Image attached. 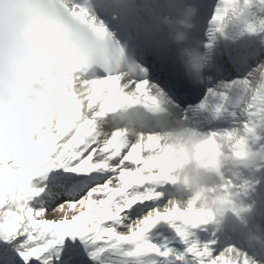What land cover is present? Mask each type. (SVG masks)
Listing matches in <instances>:
<instances>
[{
  "label": "snow or ice",
  "instance_id": "1",
  "mask_svg": "<svg viewBox=\"0 0 264 264\" xmlns=\"http://www.w3.org/2000/svg\"><path fill=\"white\" fill-rule=\"evenodd\" d=\"M114 7L101 0L99 18L78 9L104 42L101 70L79 82L57 76L11 104L9 123L0 124V264H264V247L250 244L244 227L255 223L250 209L230 192L246 194L255 182H233L218 159V141L231 139L241 118L249 138L236 157L264 155V103L239 111L264 63V0H196L197 27L176 54L188 74L182 89L156 74V54L136 38L149 26L134 14L118 24ZM156 8L146 5L141 16ZM184 117L189 142L204 136L197 146L216 174L194 197L177 190L181 165L158 127ZM208 198L230 206L239 225L229 232L228 219L218 224L199 207Z\"/></svg>",
  "mask_w": 264,
  "mask_h": 264
},
{
  "label": "clouds",
  "instance_id": "2",
  "mask_svg": "<svg viewBox=\"0 0 264 264\" xmlns=\"http://www.w3.org/2000/svg\"><path fill=\"white\" fill-rule=\"evenodd\" d=\"M112 16L120 25L128 24L131 14L140 17V22L149 26L146 33H137L146 47L156 55L179 53L192 39L197 24L194 19L198 9L193 0H113ZM101 0H0V124L9 123L11 116L9 106L16 101L30 98L38 90L46 88L52 80L62 74L76 75L79 82L85 74L101 70L102 50L104 42L91 25V19L85 20L78 11L87 7L90 16L99 18L103 15ZM156 5V15L145 20L142 13L146 5ZM184 8L192 9L193 19L185 28L184 39L175 36L176 21L184 16ZM118 36V32H114ZM264 86V63L259 76L248 90L255 98ZM239 94L238 89H231ZM247 105L251 99L245 101ZM243 117L248 107L239 109ZM191 125L189 117L179 119L178 123L159 124L161 139L166 146L175 148L189 142L187 130ZM123 127V125H122ZM139 130H129L130 136L138 135ZM231 139L222 138L221 167L225 176L235 183L241 181L252 183L251 191L241 194L237 189H230L231 200L236 205L244 203L249 209L248 217L261 215L260 206L264 204V192L255 184L264 178V155L259 157L238 158L235 152L242 148V141L249 138L247 125L241 118L234 122ZM197 135L193 143L203 140ZM255 144V141H252ZM216 177L209 174L206 182L211 184ZM201 189L190 197H194ZM186 204L187 201L181 200ZM199 207L215 212L223 217L220 225L229 217L230 206H221L212 198L201 199ZM249 232V243L264 247V224L255 222L251 228L244 225ZM239 261V255L233 257ZM256 264H260L257 260Z\"/></svg>",
  "mask_w": 264,
  "mask_h": 264
},
{
  "label": "bare ground",
  "instance_id": "3",
  "mask_svg": "<svg viewBox=\"0 0 264 264\" xmlns=\"http://www.w3.org/2000/svg\"><path fill=\"white\" fill-rule=\"evenodd\" d=\"M251 100L256 101V100H258V98L257 97H255V98L251 97ZM252 106H253V104L251 103L250 105H248V108H251ZM185 144L188 145L189 142L181 143L174 148L175 153H176L175 160L177 161L178 164L181 165L178 168V170H181V172H183L184 174L190 173L189 170L191 168L188 166V163L190 162L189 158L194 157L195 162L202 165V167L199 169V173L203 175V177H202L203 179H200L199 183L202 185H206V187L209 186L210 184L206 182V177L209 174H211V175H216V174H215L214 167L209 165V161H210L211 157H210L208 150L205 149L203 151V153H201L198 147L191 149L190 147L185 146ZM175 178H176V180L178 179V177H176V175H175ZM187 185H189V184H187ZM176 188L178 191H180L183 194L187 193L186 195L188 196L190 187H187L186 184L181 185L179 183H176ZM193 189L194 188H192V191H193Z\"/></svg>",
  "mask_w": 264,
  "mask_h": 264
},
{
  "label": "rangeland",
  "instance_id": "4",
  "mask_svg": "<svg viewBox=\"0 0 264 264\" xmlns=\"http://www.w3.org/2000/svg\"><path fill=\"white\" fill-rule=\"evenodd\" d=\"M259 76V72L257 73V75H256V77H258ZM232 78H234V77H232V76H229V77H227V79H232ZM256 97L258 98V100H256V103L257 104H260V103H264V100H261V98H259L258 97V94L256 95ZM248 98L249 99H251V95L250 94H248ZM248 106V105H247ZM260 111V109L259 108H257V112H259ZM195 143H193V142H189V144L188 145H186L185 144V146H188V147H190L191 149L192 148H196V147H198L197 146V144H195ZM220 156L218 157V159L221 161V156H222V148L220 149ZM189 160H190V162L193 160V161H195V158L194 157H192V158H189ZM180 162V161H179ZM192 163V162H191ZM193 164H194V166H193V169L191 170H189L190 171V173H183V172H181V170H177V172H176V177H178V179L176 180L177 181V183H179V184H181V185H184V184H186V186L187 187H190L189 188V194H188V196H192L194 193H197V190L198 189H201L202 188V191L201 192H199V194L200 193H203V191H204V189H206L207 187H206V185H202V184H200L199 183V180L200 179H203L202 177H203V175L202 174H200L199 173V169L202 167V165H200V164H198V163H194L193 162ZM223 170V169H222ZM187 184H189V185H187ZM192 188H194L193 189V191H192ZM260 191L261 192H264V183H262V185H261V187H260ZM246 206V205H245ZM229 212H231V211H229ZM260 213H261V215H258V216H254V217H247V219L248 220H250V219H254V218H258V220L260 221H262V224H264V204H262L261 206H260ZM57 216H58V214L57 213H54V214H52L51 216H49L48 218L49 219H55V218H57ZM227 216L228 217H230V213H227ZM221 220H223V217H217V223L218 224H220L219 223V221H221ZM228 223H230V221H227V224ZM229 225V224H228ZM156 239H157V242H160V243H165V242H167V240H166V238L164 237V236H160V235H158L157 237H156Z\"/></svg>",
  "mask_w": 264,
  "mask_h": 264
}]
</instances>
